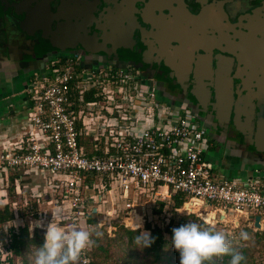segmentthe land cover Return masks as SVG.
<instances>
[{"label": "flooded vegetation", "instance_id": "obj_1", "mask_svg": "<svg viewBox=\"0 0 264 264\" xmlns=\"http://www.w3.org/2000/svg\"><path fill=\"white\" fill-rule=\"evenodd\" d=\"M66 58L137 70L196 123L211 170L264 163V0H0V124Z\"/></svg>", "mask_w": 264, "mask_h": 264}, {"label": "built area", "instance_id": "obj_2", "mask_svg": "<svg viewBox=\"0 0 264 264\" xmlns=\"http://www.w3.org/2000/svg\"><path fill=\"white\" fill-rule=\"evenodd\" d=\"M24 93V122L15 137L0 140L1 183L7 185L8 176L15 175L18 189L22 177L42 176L46 186L41 196L52 203L53 213L64 212L59 221L67 218V225L77 227L82 221L91 231L94 226L87 218L111 217V201L125 199L118 224L129 227L127 219L136 214L142 224L165 226L170 208L154 212L157 202L182 194L185 199L173 208L176 213H189L183 205L199 201L214 212L215 222L227 221L232 214L230 218H241L252 232L264 229V175L215 180L204 157L208 144L196 123L187 114L155 116L160 114L151 106L153 100L157 105L153 87L129 65L89 66L76 58L54 61ZM93 93L100 95L102 108L91 114L95 102L84 100ZM254 215L260 217L259 228L253 226ZM95 225L103 223L97 220ZM34 227L28 225L30 233ZM86 262L82 254L80 264Z\"/></svg>", "mask_w": 264, "mask_h": 264}, {"label": "trees", "instance_id": "obj_3", "mask_svg": "<svg viewBox=\"0 0 264 264\" xmlns=\"http://www.w3.org/2000/svg\"><path fill=\"white\" fill-rule=\"evenodd\" d=\"M14 177L15 175L8 176V185H6L5 191L9 202L8 204L0 205V226L4 222L13 219L15 214L14 206L12 205V208L10 206L14 202ZM169 202L170 211L167 212L168 214L166 216L167 224L162 229L148 223L145 224V229L148 230L147 234H150L151 237V243L148 246L138 247L134 243L135 237L144 235L139 234L138 229H131L122 224H112L115 227L114 232H112L115 236L109 237L102 230V226L96 227L95 223L97 220L95 217L91 216L87 218V222L94 226L91 229L94 244L83 253L87 258L86 264H180L179 252L172 245V229L190 221H195L205 227H208V225L197 219L193 214H187L175 221L176 212L173 211V208L179 207L182 199L180 195L175 194ZM164 206L165 202H157V208L154 209V212L162 211ZM18 213H20V216L25 214L22 211ZM22 219L20 218L21 222L16 228L8 227L6 231L0 232V264H11V257H18L20 259L19 264H29L25 253L30 248L35 253L44 242L45 231L34 227L30 233L27 222ZM131 220L136 222L140 221L136 214H132L130 219H127L128 224L134 223ZM138 226L135 225L134 227L137 228ZM243 232L253 235V243L247 245L244 243L245 240H239V242L243 243L240 244L226 236L229 241V247L244 256L245 259L242 261V264H264V262L255 263V258L252 255L258 244L264 247V229L252 232L249 228H243ZM96 233L100 235H96ZM137 249L140 250V254ZM218 257H212L205 264H229V260L231 259L229 255H219Z\"/></svg>", "mask_w": 264, "mask_h": 264}, {"label": "rangeland", "instance_id": "obj_4", "mask_svg": "<svg viewBox=\"0 0 264 264\" xmlns=\"http://www.w3.org/2000/svg\"><path fill=\"white\" fill-rule=\"evenodd\" d=\"M90 66H94V65H90ZM38 76H39V74L36 77H38ZM107 88L109 89L110 86H107ZM132 95H133V97L137 96V90H135L134 88L132 89ZM144 97H146L145 94H144ZM99 98H100V95L94 94V93L91 96L85 97V100H84L85 102H90V101L95 102V106L93 108H91V112H90L91 114L94 110L101 111L102 107L100 106ZM109 98H111V95H108L106 99H109ZM147 98H148V96H147ZM105 103L109 104V102H107V101ZM147 104H150V103L147 102ZM151 104H152L151 106L153 107V111L156 114H160V115H155V116L162 117L161 115H167V116H164L166 119H172V118L176 117V115L173 114V111L170 108H167L164 105L162 106L159 101L157 102L156 106L154 105V100L151 102ZM97 114H98V116H101L100 112ZM145 114H146V112H145ZM182 114L183 113L179 114V116H181ZM95 117L97 119L96 114H95ZM24 119L25 118L22 119L23 122H24ZM117 121H120V120H117ZM92 126H94V123ZM0 146H4V144H2V145L0 144ZM209 153L210 152H208V154ZM211 153H212V151H211ZM51 176L53 177L54 175H51ZM41 177L35 176L34 173H31V174H28L27 176L22 177V181L18 182V189L14 185V190H13L14 202H12L13 204H11L10 206H11V208H12V205L14 206L13 209L15 210V214H14L13 219H11L10 221L4 222L0 226V232L6 231V229L8 227H12L13 229L16 228L18 226V224L21 222L20 218H23L22 220L28 223L30 229H31V226H35V224H37L38 226H40L39 227L40 229H43L45 231L44 227H42L41 225H46L47 223H49L52 220V218H53V215H52L53 205H52V203L47 204L46 201L44 200V198L41 196V192L44 191V188L46 186V184L41 179ZM48 177H49V175H48ZM5 187H6L5 183H3V181L1 183V177H0V205L2 203H5V202H7V204H8V202H9L8 197L6 196V193H4V191H3V189H5ZM87 190H88L87 193H89L91 191L90 189H87ZM37 194L40 195V196H37V197H40L39 199L37 197H35V195H37ZM130 195H131V191L129 192V196ZM178 195H180L181 199H185L182 194H178ZM48 197H49V195H48ZM90 197L92 198V201L94 202V204H97L100 206V203H98V201L95 200L93 193L90 194ZM134 199H136V201L138 200L137 197H134ZM35 200H37V201H35ZM124 200L125 199L118 200V201L117 200L111 201L110 204L114 208V213L112 214L111 217L105 218L99 214L94 215L96 220L103 223V225H102L103 229L102 230L105 231V233L109 237L115 236V234L112 233L115 230V228L112 226V224H118L119 221L123 219L124 209H123L122 205L124 203ZM115 203H118L119 205L115 206ZM169 205H170V202L167 201L165 203V207L169 208L168 207ZM156 207H157V205H156ZM184 207L189 210V213H184V212L176 213L175 218H174L175 221L182 216H186L187 214H193L197 219H199L203 223L207 224L208 226L213 227L215 230L224 232L226 234V236L232 238L233 241L239 242V240H245L244 243H246L247 245H250L251 243H253V235L251 233L248 234L246 232H243V228H248V227L244 226L245 222L241 218H239V217H231L230 218V216L232 215V214H230L227 221L219 223V222H215L214 212L211 210L202 208L200 206L199 202L193 201V202H190V203L184 205ZM20 210L25 213L23 216L19 215L20 213H18V212ZM36 212H38L39 215H36L35 214ZM61 213H64V212H61ZM130 216H132V215H130ZM59 218L60 217H58V222L61 225L63 224L64 225L63 227H71V224H75L72 222L70 225H67V223H66V221L68 220L67 218L63 221H59ZM222 219L223 218H221V221H222ZM131 221L134 223L128 224V222L126 221L127 224L129 225L128 228L138 229L139 234L148 233V230L145 229L146 228L145 224L148 222L145 221V224H142L143 222H140V221L139 222H136L133 220H131ZM158 221L159 220L157 219V221L154 222L152 219V222H154L156 224ZM187 221H189V219H187ZM76 224L79 226V228L85 229L83 224H82V221H79L78 223L76 222ZM65 225H67V226H65ZM135 225H139V226L137 228H135L134 227ZM110 226L113 227L114 229L113 228L111 229ZM159 226L162 229L164 224L162 223V225L160 224ZM241 233H246L247 239L241 238ZM239 243L243 244L241 242H239ZM263 243H264V241H263ZM137 251L140 254V250L137 249ZM252 255L255 258V263L264 262V247H262L260 244H258L255 248V251H253ZM25 256L29 260V264H34L35 257H34V251L32 250V248H30L25 253ZM215 258H219V257L215 256ZM19 261H20V259L18 257H15V258L11 257V264H19Z\"/></svg>", "mask_w": 264, "mask_h": 264}, {"label": "clouds", "instance_id": "obj_5", "mask_svg": "<svg viewBox=\"0 0 264 264\" xmlns=\"http://www.w3.org/2000/svg\"><path fill=\"white\" fill-rule=\"evenodd\" d=\"M52 220L46 225L43 244L34 253V264H80L82 253L94 244L93 232L77 226L63 227L58 222L61 212L52 213ZM172 245L179 252L180 264H205L214 256L229 255V264H242L244 256L229 247L226 234L190 221L172 229ZM96 235H100L96 233ZM241 238L247 239L246 233ZM134 243L148 246L150 234L137 236Z\"/></svg>", "mask_w": 264, "mask_h": 264}, {"label": "crops", "instance_id": "obj_6", "mask_svg": "<svg viewBox=\"0 0 264 264\" xmlns=\"http://www.w3.org/2000/svg\"><path fill=\"white\" fill-rule=\"evenodd\" d=\"M19 102H21L22 106L26 107L28 105V101L26 102V98L24 97L22 98V100L19 99ZM16 105L18 106V103ZM7 108L11 109V112L8 115V117L5 118V120L1 121L0 140L15 137L23 119V112L21 110L23 107L17 111V109L14 110L13 107L9 104V107ZM238 134L240 139L245 137L243 133H238ZM203 138L207 142L204 136ZM250 144H251L250 151L252 152L256 151V154H254L255 157L256 158L258 157L260 160H264V135L258 136L257 142H250ZM204 157L207 161L208 158L206 153ZM255 169H257V171H255ZM254 175H258L259 177H262L264 175V163L262 165H256L255 163H250L249 165L246 164L243 167H241V165H238L235 169L232 168L230 169V171H227L226 173H224L223 170L220 168L212 169V176L215 180H220L223 178H235V177L245 178Z\"/></svg>", "mask_w": 264, "mask_h": 264}, {"label": "water", "instance_id": "obj_7", "mask_svg": "<svg viewBox=\"0 0 264 264\" xmlns=\"http://www.w3.org/2000/svg\"><path fill=\"white\" fill-rule=\"evenodd\" d=\"M255 171H257V169H255ZM92 211L94 212V209H92ZM259 219H260V217H259V215H254L253 216V226L255 227V228H259L260 227V224H259ZM35 227L36 228H39L40 226H38L37 224H35Z\"/></svg>", "mask_w": 264, "mask_h": 264}, {"label": "bare ground", "instance_id": "obj_8", "mask_svg": "<svg viewBox=\"0 0 264 264\" xmlns=\"http://www.w3.org/2000/svg\"><path fill=\"white\" fill-rule=\"evenodd\" d=\"M196 202H199V201H196ZM200 203V202H199ZM184 206V205H183ZM200 206L202 207V204L200 203ZM182 207H180V209H181ZM203 208V207H202ZM206 209V208H205ZM223 214V213H222ZM236 222V221H235Z\"/></svg>", "mask_w": 264, "mask_h": 264}]
</instances>
